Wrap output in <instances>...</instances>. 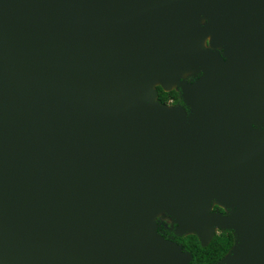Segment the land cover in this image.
I'll return each instance as SVG.
<instances>
[{
    "label": "water",
    "instance_id": "95a60500",
    "mask_svg": "<svg viewBox=\"0 0 264 264\" xmlns=\"http://www.w3.org/2000/svg\"><path fill=\"white\" fill-rule=\"evenodd\" d=\"M161 216L264 264V0H0V264H190Z\"/></svg>",
    "mask_w": 264,
    "mask_h": 264
},
{
    "label": "trees",
    "instance_id": "16d2710c",
    "mask_svg": "<svg viewBox=\"0 0 264 264\" xmlns=\"http://www.w3.org/2000/svg\"><path fill=\"white\" fill-rule=\"evenodd\" d=\"M157 90L158 99L162 103H168L170 100H173L175 103L182 102L180 91L172 90L166 92L161 87H158ZM216 209H219V207H215ZM161 224L159 231L165 237L173 238L175 241L181 243L185 250L191 253L192 260L190 264H216L230 251L235 242L232 230H221L215 234L208 245L202 246L197 235L178 236L174 233L173 228H170L169 222L162 219Z\"/></svg>",
    "mask_w": 264,
    "mask_h": 264
},
{
    "label": "flooded vegetation",
    "instance_id": "af4514ba",
    "mask_svg": "<svg viewBox=\"0 0 264 264\" xmlns=\"http://www.w3.org/2000/svg\"><path fill=\"white\" fill-rule=\"evenodd\" d=\"M220 53H223V50H220ZM201 75V73H195V74H192V75H189V76H187L186 78H187V80L188 81H191V82H194L195 80H197V78L199 77ZM174 90H177V89H174ZM177 91H180V90H177ZM180 94H181V91H180ZM166 104H171V105H175V104H182V105H184L183 104V101L182 102H179V103H175V102H173V100H170L168 103H166ZM185 106V105H184ZM256 127H260V126H257L256 125ZM215 207H218V206H215ZM215 207H214V211H220V212H223V213H225L226 211L224 210V209H222V208H220L219 207V209H216L215 210ZM168 218V217H167ZM167 218H165L164 220H166L167 222H169L170 223V228H173V226H172V222L169 220V218L167 219ZM161 221H162V218L160 219ZM165 225L167 226V224L165 223Z\"/></svg>",
    "mask_w": 264,
    "mask_h": 264
},
{
    "label": "rangeland",
    "instance_id": "374dc122",
    "mask_svg": "<svg viewBox=\"0 0 264 264\" xmlns=\"http://www.w3.org/2000/svg\"><path fill=\"white\" fill-rule=\"evenodd\" d=\"M225 213H227V212H225ZM161 218H162V219H165V218H167V217H162V216H161L160 219H161ZM167 219H168V218H167Z\"/></svg>",
    "mask_w": 264,
    "mask_h": 264
}]
</instances>
